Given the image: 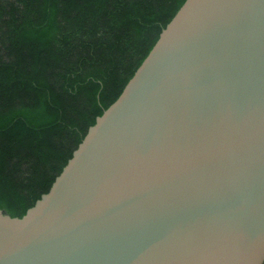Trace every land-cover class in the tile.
I'll return each instance as SVG.
<instances>
[{
    "label": "water",
    "instance_id": "95a60500",
    "mask_svg": "<svg viewBox=\"0 0 264 264\" xmlns=\"http://www.w3.org/2000/svg\"><path fill=\"white\" fill-rule=\"evenodd\" d=\"M0 264H264V0H186Z\"/></svg>",
    "mask_w": 264,
    "mask_h": 264
},
{
    "label": "trees",
    "instance_id": "16d2710c",
    "mask_svg": "<svg viewBox=\"0 0 264 264\" xmlns=\"http://www.w3.org/2000/svg\"><path fill=\"white\" fill-rule=\"evenodd\" d=\"M186 0H0V208L52 187Z\"/></svg>",
    "mask_w": 264,
    "mask_h": 264
}]
</instances>
